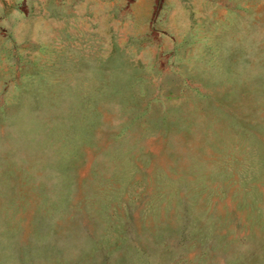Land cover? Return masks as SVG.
I'll list each match as a JSON object with an SVG mask.
<instances>
[{
	"label": "rangeland",
	"instance_id": "1",
	"mask_svg": "<svg viewBox=\"0 0 264 264\" xmlns=\"http://www.w3.org/2000/svg\"><path fill=\"white\" fill-rule=\"evenodd\" d=\"M3 2L0 264H264V0Z\"/></svg>",
	"mask_w": 264,
	"mask_h": 264
},
{
	"label": "crops",
	"instance_id": "2",
	"mask_svg": "<svg viewBox=\"0 0 264 264\" xmlns=\"http://www.w3.org/2000/svg\"><path fill=\"white\" fill-rule=\"evenodd\" d=\"M3 3H4L3 0H0V14L7 12L8 5L6 4V6H4L5 4Z\"/></svg>",
	"mask_w": 264,
	"mask_h": 264
}]
</instances>
